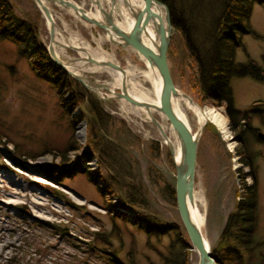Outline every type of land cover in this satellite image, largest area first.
I'll use <instances>...</instances> for the list:
<instances>
[{
	"label": "rangeland",
	"instance_id": "1",
	"mask_svg": "<svg viewBox=\"0 0 264 264\" xmlns=\"http://www.w3.org/2000/svg\"><path fill=\"white\" fill-rule=\"evenodd\" d=\"M9 1L17 15H27L36 20L39 39L46 47V22L30 0ZM71 1L90 13L98 12L89 0ZM99 2L103 8L109 7L107 1ZM192 4L197 5V2ZM47 5L60 32L57 37L62 35V42L73 36L80 37L77 45L104 51L114 64L130 73L128 78L133 83H139L141 89L151 97L153 87L143 76L149 70L148 66L134 51L109 45L101 30L76 20L67 10ZM126 16L121 3L115 1L116 21L123 22ZM249 25L256 37L242 36L241 48L233 49V60L243 64L247 57L264 72V7L252 6ZM65 53L70 58L78 57L74 51L66 50ZM180 57L178 54L174 59L167 60L175 89L200 108H212L219 112L225 119L228 132L223 139L216 127L208 123L196 145L193 191L201 190L203 193L204 236L209 250L216 245L236 202H241L250 191L256 195L255 239H264V139L259 141L249 134L260 132L264 136V114L252 115L249 119L246 115L242 121L233 118L231 122L223 101L199 98L189 90L184 77L186 71L182 70L183 79L178 75L177 63L182 68ZM84 67L90 69L81 72L87 82L112 83L108 71L102 68L94 70L89 63ZM230 85L236 110L243 111L251 108V105L264 103V81L259 83L250 77H241L233 79ZM113 91L117 92L115 89ZM98 92L91 93L101 102L105 114L102 134L111 139L110 144L113 146L107 150L106 156L110 174L117 178L124 189L135 195L134 207L137 211L153 218L158 225L172 224L175 232L177 229L185 235L174 198H169L166 193L169 188H174L173 160L158 131L144 112L136 111L124 101L100 100L99 97L105 98L109 93ZM57 102L58 96L50 85L32 75L26 60L17 58L12 44L0 40V134L4 136L0 138V264H105L102 254L94 250L93 254H99L96 258V255L87 256L83 252L84 246L80 244L87 241L94 231L110 236V240L104 243L105 252H112L120 246V259H124L128 253L138 264H159L157 255L145 243L149 242L164 252L169 241L174 239L173 230L157 241L153 234L147 236L130 224L111 219L104 205L112 203V197L109 194L100 195L82 173L72 170L76 165L81 166L80 154L85 150V124L83 128L82 123H76L69 129L67 118L58 108ZM181 105L193 133L198 128L196 119L185 110L183 103ZM73 111V115L77 116L80 109ZM151 115L173 146L177 147L165 118L156 112ZM76 116L69 114L70 118ZM70 136L80 147L65 155L67 161L62 166L59 164L60 152ZM147 136L152 140H147ZM13 143L29 155L35 154V158L13 155ZM44 149H49L50 153H40ZM247 153L253 155L252 161L247 160ZM82 166L92 172L85 163ZM251 167L255 172L254 184L248 175V172L251 174ZM93 170H97L96 163ZM51 174L60 185L48 180ZM47 188L64 197L60 198ZM66 201L73 207L68 208ZM189 252V264H196L195 252Z\"/></svg>",
	"mask_w": 264,
	"mask_h": 264
},
{
	"label": "trees",
	"instance_id": "2",
	"mask_svg": "<svg viewBox=\"0 0 264 264\" xmlns=\"http://www.w3.org/2000/svg\"><path fill=\"white\" fill-rule=\"evenodd\" d=\"M156 1L167 9L169 22L173 28V35L169 37L167 60L174 59L178 54L181 55L179 62L182 68L177 63L178 75L182 79L186 78L189 90L199 98L209 97L223 101L231 122L233 118L242 121L246 115L249 119V116L264 114V103L258 106L251 105V108L243 111L236 110L230 85L233 79L241 77H250L259 83L264 81V72L256 62L247 57L243 64L233 60V49L240 46L242 36L256 37L249 25L250 12L253 5L264 7V0ZM194 1L197 5L192 4ZM0 40H6L12 44L16 49L17 58L26 60L32 75L49 84L54 90L58 96V108L67 118L69 129L79 121L84 122L85 150L80 154L81 166L76 165L72 170L82 173L87 182L96 187L100 195L109 194L112 197L113 202L104 205V210L111 219L130 224L147 236L153 234L157 241L173 230L174 239L169 241L164 252L157 250L149 242H146L145 246L155 252L159 264H189L191 253L185 235L177 229L175 232L172 224L158 225L153 218L137 211L134 207L135 195L128 189H124L123 185L116 180L117 178L110 174L106 156L107 150L113 146L110 144L111 139L102 134L105 114L101 102L51 62L45 46L39 39L36 20L27 15L25 17L17 15L9 0H0ZM182 70L186 71L184 77ZM77 108L80 109L79 114L70 118L69 114ZM232 127L231 123L230 128ZM1 136L3 134H0V138ZM66 141L60 152L59 164L62 166L67 161L65 155L80 147L72 136ZM13 144L15 146L13 155L35 158V154L29 155L18 144ZM154 146L157 150L156 142ZM44 152L50 153V150L44 149L40 153ZM252 156L251 153H247V160ZM91 159L95 160L97 170L89 172L82 164ZM250 169L254 181V168ZM47 178L60 185L52 174ZM47 189L60 198L64 197L55 190ZM166 193L169 198H174L173 189L169 188ZM255 196L251 191L245 194L241 202H236L234 211L228 214L216 245L210 249L216 264H264V239H255L257 226ZM66 206L73 207L69 201H66ZM75 208L79 207L75 206ZM57 230H59L58 227ZM91 235L87 241L80 242L87 256L96 255V258L99 254H93L95 250L96 253L102 254V262L105 264H138L128 253L124 259H120L118 256L120 246L112 252H105L104 243L110 240V236L95 231Z\"/></svg>",
	"mask_w": 264,
	"mask_h": 264
},
{
	"label": "water",
	"instance_id": "3",
	"mask_svg": "<svg viewBox=\"0 0 264 264\" xmlns=\"http://www.w3.org/2000/svg\"><path fill=\"white\" fill-rule=\"evenodd\" d=\"M105 1L109 3L108 9L103 8L99 0H89L90 4L93 5L95 9L97 8L99 13L103 16L101 20L97 19L93 13L84 10L71 0H30L39 12L41 18L47 22L45 27L48 34V44L45 49L51 62L66 75L79 83L85 90L91 91L94 94H98L99 90L109 93V96L105 98L99 97L100 100L113 99L114 101H124L130 106L143 107L145 111H147V118L158 131L169 156L173 160V147L170 142H168L167 136L160 124L149 113V110L160 114L168 122L179 149V160L177 163H173V192L178 217L188 240L190 250L195 251L196 264H215L210 254L209 247L205 245L201 233L191 220L188 209L189 205L192 204L196 145L204 126L208 123L204 122L192 133L176 116L173 110L172 101L178 96L187 99L191 103L193 102L185 94L175 89L169 72L167 48L173 28L169 22L167 9L156 0H140L143 4L142 8H132L127 5L124 0L125 6L129 10V14L133 20L130 29L125 32L116 26L114 21L116 20L115 0ZM47 4L67 10L76 20H80L91 27L101 30L105 34L106 42L109 45L119 46L122 49L129 48L141 57L148 67L153 68L157 72L159 77L160 89L158 104L150 105L137 102L130 98L125 89L124 79L121 80L120 88L117 92H114L109 89L107 83L97 84L94 82H87L81 74L68 71L65 61L55 54L53 44L65 47L66 50L74 52L76 50L73 46L67 47L58 40L55 42L54 29L57 28V26L54 23L52 13L49 11ZM152 5L161 6L163 8V19L151 10ZM147 27H150L153 34L156 36V43L153 40L149 41L150 38ZM80 51L82 52L83 50ZM85 60L89 64L107 67L124 74V70L119 65L112 62L97 63L91 58H86ZM256 137L259 141L264 139V136L260 132L257 133Z\"/></svg>",
	"mask_w": 264,
	"mask_h": 264
},
{
	"label": "bare ground",
	"instance_id": "4",
	"mask_svg": "<svg viewBox=\"0 0 264 264\" xmlns=\"http://www.w3.org/2000/svg\"><path fill=\"white\" fill-rule=\"evenodd\" d=\"M115 1L121 3L123 8L126 10V15H127L126 17L127 18L123 22H119V21L117 22L116 20H114V21L116 23V26H118L121 30L127 32L130 29V27L133 23V20L129 14V10L125 6L124 0H115ZM125 1H126V4L132 8H142V5H143L140 0H125ZM100 4L102 5L101 2H100ZM106 9H108V8L106 7ZM151 10L153 12L157 13L161 17V19H163V11H162L161 6L152 5ZM93 15H95L97 19L102 20V18H103V16L99 13V11L97 13L95 12V14H93ZM54 21H56V20H54ZM45 22H46V20H45ZM147 32H148L149 38H150L149 41L153 40L156 43V36L153 34L150 27H147ZM58 33L60 34L59 30L57 28H55L54 29V36H55V40H56L55 42H57V40H58L60 43L65 44V46H67V47L73 46L76 50L75 52L78 55V57H76V58H70L65 53V51H66L65 47H61V46H57V45L53 44V50H54L55 54L59 58H61L63 61H65V63L67 64L66 69L68 71L73 72V73H79V74H81V72L90 71L89 68L84 67L87 64V62L85 60L86 58H91L93 61H95L97 63L112 62L113 59H111V57L109 55H107L102 50L94 51L95 49L90 50V49H87V47H85V46L77 45L78 38H80V37L76 38L73 36L71 39H69V40L65 39V40H63L64 42H62L60 40L61 35H60V38L57 37ZM146 43L148 44L147 41H146ZM79 44H80V42H79ZM80 50H83V51L81 52ZM139 58L141 59V57H139ZM141 60L143 62H145L143 59H141ZM91 65L93 66L92 69H94V70L102 68V69L109 72V74L112 78V83H110V84L107 83V84H108V87L111 91H113L114 89L118 90L120 88L121 80L124 79L125 89H126V92L130 98H132L133 100H135L137 102L147 103L150 105H157L158 104L160 80H159V77L157 75V72L153 68L148 67L149 70L143 74V76L151 83V85L153 87V93H151V97H149V95L147 93H145L141 89V87L138 85L139 83L135 84L131 81L130 78H128L130 73L127 72L126 70H124L123 68L122 69L124 70V74H121L120 72L115 71V70L110 69V68H107V67H100V66L94 65V64H91ZM181 103L184 104L185 110H187L188 112H190L191 114L194 115V117L196 119V123L198 125V128L204 122L210 123V124L214 125L216 127V129L222 134L223 139H225L227 137L228 132L226 129V122H225V119L222 117V115L219 112L215 111L212 108H207V107L202 109L199 106H197L194 102L191 103L187 99L178 96L177 98H175L172 101L173 110H174L176 116L188 127L189 130H190L189 121H188V118L185 114V111L181 108L182 107ZM133 107L135 108L136 111H138V112L142 111L147 115V111H145V109L143 107H136V106H133ZM152 112H154V111L149 110L150 114H152ZM167 139H168V142H170V144L173 147V163H177L179 160L178 145H177V147L173 146L174 144L171 143L169 138H167ZM44 161H46V159ZM188 209H189V214H190L191 220L196 225L197 229L199 230V232L201 233V235L203 237L205 245L208 247V242L204 236L205 202H204V197H203V193L201 190L193 191V193H192V204L189 205ZM192 251L195 252L194 250H192Z\"/></svg>",
	"mask_w": 264,
	"mask_h": 264
},
{
	"label": "built area",
	"instance_id": "5",
	"mask_svg": "<svg viewBox=\"0 0 264 264\" xmlns=\"http://www.w3.org/2000/svg\"><path fill=\"white\" fill-rule=\"evenodd\" d=\"M65 96V95H64ZM75 111H73V112H71V115L72 116H76V115H73V113H74ZM79 123H82L83 124V128H84V122L83 121H79L77 124H79ZM142 136V135H141ZM147 140H152L149 136H147V137H145ZM94 163H95V160H90V161H87V162H85V164H86V166H88V170H90V171H93V165H94Z\"/></svg>",
	"mask_w": 264,
	"mask_h": 264
},
{
	"label": "flooded vegetation",
	"instance_id": "6",
	"mask_svg": "<svg viewBox=\"0 0 264 264\" xmlns=\"http://www.w3.org/2000/svg\"><path fill=\"white\" fill-rule=\"evenodd\" d=\"M249 130H250V129H249ZM249 134H251L252 137L254 136V137L256 138L257 132H256V133H255V132H250ZM261 141H262V140H261ZM248 175L251 176L250 172H248ZM252 181H253V179H252ZM253 184H254V181H253ZM253 184H252V185H253ZM263 196H264V193H263Z\"/></svg>",
	"mask_w": 264,
	"mask_h": 264
}]
</instances>
